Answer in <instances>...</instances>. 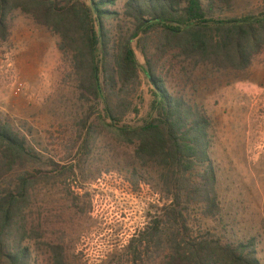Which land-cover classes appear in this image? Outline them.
<instances>
[{"label":"trees","instance_id":"trees-1","mask_svg":"<svg viewBox=\"0 0 264 264\" xmlns=\"http://www.w3.org/2000/svg\"><path fill=\"white\" fill-rule=\"evenodd\" d=\"M117 2L0 0V43L15 12L58 37L76 122L67 162L43 159L26 135L0 122V264H43V249L47 264H64L62 245L45 242L28 219L32 195L37 187L68 186L98 149L113 160L123 152L115 167L163 201L105 264H261L255 238L227 237L212 120L198 99L204 84L238 79L264 50V10L230 18L233 0ZM142 76L152 86L150 114L126 125L129 114L139 115ZM203 220L215 229L201 230Z\"/></svg>","mask_w":264,"mask_h":264},{"label":"rangeland","instance_id":"rangeland-1","mask_svg":"<svg viewBox=\"0 0 264 264\" xmlns=\"http://www.w3.org/2000/svg\"><path fill=\"white\" fill-rule=\"evenodd\" d=\"M124 2L118 0V7ZM262 10L264 0H233L227 17ZM9 25V39L0 43V122L26 135L43 159L67 162L76 151L70 63L58 50V37L28 16L15 12ZM135 55L144 65L136 49ZM227 80L201 85L198 100L212 120V157L227 237L255 238L264 264V50L247 72L230 83ZM151 89L142 76L141 101L135 102L139 115L129 114L126 125L148 118ZM110 157L98 149L86 171L70 178L68 186L37 187L33 192L28 219L45 242L62 245L64 264H105L113 253L123 251L163 204L148 185L135 186L129 174L115 167L124 160L123 152L115 160ZM201 224L203 231L215 229L207 220ZM44 252L39 255L47 264Z\"/></svg>","mask_w":264,"mask_h":264}]
</instances>
